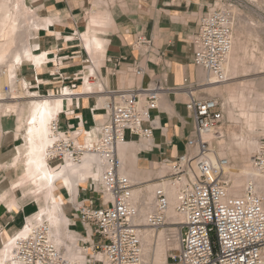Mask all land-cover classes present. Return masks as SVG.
Masks as SVG:
<instances>
[{
	"label": "crops",
	"instance_id": "1",
	"mask_svg": "<svg viewBox=\"0 0 264 264\" xmlns=\"http://www.w3.org/2000/svg\"><path fill=\"white\" fill-rule=\"evenodd\" d=\"M211 3L212 0H28L27 8L35 11L34 20H38L39 26L28 32L27 45H37L39 51L51 54L52 58L45 60L39 70L31 62L23 61L16 70V77L20 75L22 80L19 86L13 80V85L19 91L20 83L26 82L24 92L41 97L58 95L61 89H69L72 101L67 111L57 115V123L59 128L70 134V130L77 133L101 125L102 115L97 116L94 111L102 101L109 100L105 95L108 91L146 88L152 80L163 82L167 89L160 92L157 108L151 112L156 126L150 139L127 134V142L148 143L147 147L134 150V171L139 173L154 170L153 164L159 160H173L185 150L192 125V118L185 107L189 92L200 98L198 87L202 86L221 95L225 93L227 118L231 123L241 120L242 132H232L229 144L221 138L220 127L221 136L215 130L203 135L205 139H211L210 142L216 139L215 147L226 148L229 158L235 160L232 165H239L248 154L236 151L233 138L238 135L254 137L256 127L264 125V114L258 117L259 111L250 104L251 97L258 99L260 104L264 103V95L257 87L249 85V79L238 78L239 73L249 75V66L243 63V59L249 56L247 47L234 32L238 26L232 33L235 69L228 73L225 83L204 86L206 73L193 64L190 37ZM93 14L105 22L98 32L102 47L94 56L86 52L82 38L76 36L81 31H85L87 36L92 35ZM139 36L148 43H138ZM91 67L96 69V74L85 76ZM137 67L142 71L141 76L134 72ZM206 77L208 81V75ZM87 81L95 83L89 93L83 89ZM98 82H103L101 87H98ZM16 126L14 114L0 116V249L1 243L16 234L26 218L37 211V205L32 201L12 211L7 206V191L18 177V171L12 166H3L18 156L17 147L23 144L22 136L16 135ZM48 165L51 168L60 166L55 161ZM155 178L153 175L140 180L139 184ZM13 194L17 199L21 197L18 190ZM88 194L87 190L85 196H90ZM69 208L72 210L71 206ZM69 214L66 215L69 217ZM69 219L71 225L72 219Z\"/></svg>",
	"mask_w": 264,
	"mask_h": 264
},
{
	"label": "built area",
	"instance_id": "2",
	"mask_svg": "<svg viewBox=\"0 0 264 264\" xmlns=\"http://www.w3.org/2000/svg\"><path fill=\"white\" fill-rule=\"evenodd\" d=\"M231 22L228 6L214 8L199 18L191 38L193 64L217 81L225 80L222 66L231 46ZM138 43L148 41L139 36ZM4 89L8 91L7 86ZM162 89L159 82L152 87L108 91V114L94 141H86L83 131V142L78 144L66 131L59 133L57 120L50 126L48 163H79L85 155H95L102 165L103 187L98 196L69 202L72 216L92 230L91 240L84 243L91 251L85 264H143L135 221L138 211L129 201L132 184L120 172L117 146L127 142V134L150 139L156 126L151 112L157 108ZM185 107L192 118L191 136L182 154L164 160L176 187V211L183 218L178 249L166 264H264V197L252 182L246 183L241 194L230 195L226 174L229 161L214 156L211 139L203 138L210 130L220 136V103L213 97L199 98L189 92ZM257 151L251 163L264 173V148ZM153 199L154 210L148 215L147 224L160 227L167 221L168 198L158 188ZM1 248H5L2 264H77L63 257L51 241L45 223L30 227L25 235L14 234L10 242L5 239Z\"/></svg>",
	"mask_w": 264,
	"mask_h": 264
},
{
	"label": "bare ground",
	"instance_id": "3",
	"mask_svg": "<svg viewBox=\"0 0 264 264\" xmlns=\"http://www.w3.org/2000/svg\"><path fill=\"white\" fill-rule=\"evenodd\" d=\"M27 1L0 0V116L14 114L17 121L16 135L20 134L23 138V144L17 147L18 156L3 166L4 168L12 166L18 171V177L11 182L10 188L7 191L9 195H7V206L12 211L21 204L30 201L34 202L37 205V211L26 218L25 226L16 235H25L27 229L30 227L36 226L39 223H45L49 228L51 241L60 249L63 257L70 262L85 264L86 255L90 249L88 247H79L78 240H89L91 238V228L89 226L85 227V234L90 238L87 236L82 237L77 232L71 230L69 227L70 219L63 211L62 205L66 200L74 202L78 199L79 187H83V198L85 199L87 198L85 194H87V190L89 191L90 188H93L97 192L95 187L91 185V181H98L100 186L99 190L102 189V165L95 155H85L79 163H72L69 160H65L57 168H51L48 165L47 148L52 142L50 126L53 121L57 120V115L60 112L67 111V107L72 101L70 98L72 97V93L69 89H61L58 95L53 94L41 97L37 94L25 93L23 89L26 88V82H21L20 88L22 92L19 95L11 90L14 84L13 80L16 76V70L23 61L31 62L39 70L45 60L52 58L51 54L39 51L37 45H27L28 32L39 26L37 23L38 20H34L33 12L27 8ZM97 22L96 19H93L92 27ZM83 47L89 55L92 53L93 47L96 50H100L102 47L100 35L94 32L91 39L84 40ZM257 51L259 49L256 45H253L249 50L251 64H255L249 71L260 68L257 67L258 65L264 67V60L260 61L256 59V53L260 54ZM235 53L231 31V46L222 66L225 80L217 81L213 75L207 73L213 77V80H209L210 77H208L207 81L206 75L204 79L207 82H204V86L223 84L228 81V73L232 69H235ZM135 72L140 76L142 75L141 70H136ZM89 73L95 75L96 69L94 67L89 68L85 76H88ZM102 83L98 82V87H101ZM93 84L95 83L87 81L83 88L85 92L90 91ZM5 86L8 87V91H5ZM100 90L102 91L103 88ZM128 90H131V88ZM22 98L25 102L18 101ZM109 101H102L94 111L97 116L98 114L102 115L101 119L107 117L108 107L110 106ZM99 128L93 127L87 130L86 141L92 140V138V141L96 140L99 136ZM64 132V129L59 128L60 134ZM73 135L76 137L79 135V132ZM80 136L77 139L78 144L83 142V135ZM249 137L248 135H238L233 138L234 141L237 140L233 143L237 152H247L249 155L251 151L254 153L260 148L261 143L258 139ZM203 138H205L204 135ZM147 146L148 143L124 142L117 146V156L121 163L120 172L127 176L132 184L129 201L138 211L135 221L138 224L142 262L143 264H166L165 248L171 244L179 245L178 238L180 231L178 227H172V240L166 241L165 228L159 229L160 227L148 226L147 217L154 210L153 197L156 189L162 188L168 198L165 219L170 224L178 225L183 218L176 211V187L168 179L170 178L169 175L165 176L166 171L170 169L168 165L164 163L157 170H148L143 173L134 171V150ZM212 150L214 156L225 157L229 161L226 174L230 182V195L241 194L246 183L252 182L255 185L257 193L264 197V173L253 166L251 156H249L248 164L246 163L248 166L241 164L245 163L244 160L239 162V166L236 165L234 167L231 165L232 163L225 150L221 151L222 149L218 147ZM153 175L161 176L157 178L159 182H147L145 185L140 186V180L149 179ZM88 179H90V183L86 181ZM14 190L20 191L21 197L19 199L13 194ZM7 240L10 242L11 238ZM4 257L5 248H1L0 264H2Z\"/></svg>",
	"mask_w": 264,
	"mask_h": 264
},
{
	"label": "rangeland",
	"instance_id": "4",
	"mask_svg": "<svg viewBox=\"0 0 264 264\" xmlns=\"http://www.w3.org/2000/svg\"><path fill=\"white\" fill-rule=\"evenodd\" d=\"M222 6H228L229 7L230 12H231V17H232V26H231L232 29H231V31L233 33L234 27L238 26L237 30L234 31V32L238 33L239 37L245 43V45L247 47L246 53L249 54V50L251 49V47L253 45H256V47H258V49H259V51H257V52L260 53V54L256 53L257 54V58L256 59H258L260 61L264 60V0H212V3L210 5V7L207 9L206 13L209 12L210 10L214 9V8H219V7H222ZM32 12H33V14L35 13V11H32ZM93 19H96L98 21L97 24L95 26H93L94 28L92 27V20ZM100 19L101 18H99L98 15H96V14H93L91 16L92 35H93L94 32L98 33L99 29H100L99 27L102 24L105 23V22L101 21ZM241 21H243V22H241ZM193 34L190 37V41H191V38H192ZM92 35L91 36H87L85 34V31H81L79 33V35L76 34L77 37L82 38V46H83L84 40L85 39H89V38L91 39ZM191 46H192V42H191ZM95 53L99 54V52H97V50L93 47L92 53L90 55L94 56ZM192 55H193V49H192ZM93 58L94 57H92V59ZM95 61L96 60L94 59V63H96ZM243 63L246 64L247 66H249V69L253 68V66L255 65V64L254 65L251 64V60L249 59V56L243 59ZM257 67H260V68H256L255 70L254 69L250 70L248 76H242V73H239L238 74V78H240V79H244V78L249 79V85L252 84L253 86L257 87V90L259 91V93L262 92L261 95H264V67H261V65H258ZM136 70H141V69H140V67H137V68H135L134 72ZM201 70H203V69H201ZM203 72L206 73V75H208V77H210L209 80H213V77L211 75L207 74V72L205 70H203ZM51 76L53 77L54 75L51 74ZM17 78H18V80L15 81L16 85H18L19 82L22 80L20 75H17L16 79ZM156 83H159V81L152 80L148 84L147 87H152ZM34 84L38 85L39 83L38 82L37 83L34 82ZM210 85H212V84H210ZM161 86H163L164 90L167 89V88H165L166 86L164 85L163 82L161 83ZM253 86H251V87H253ZM134 89H137V88H134ZM198 89H200V95L199 96H201L202 98H204V97H207V98L208 97H213V98L217 99L218 102L220 103L221 109H222V112H223V121H222V123L219 126L221 128V133H222V136L221 135L220 136L224 140V143L229 144L231 142L230 134L232 132H235V133H238V134L242 132V129H243L242 128V125H243L242 121L240 120L237 123H231L230 120L227 118L226 111H227L228 105L226 103L227 95L225 93H223L221 95L220 93H215L214 91L206 90L202 86H199ZM11 90L14 91V93L17 94V95H19L22 92L21 88L19 89V91H16V88L14 87V85L11 87ZM248 91H249V88H248ZM251 92H252V90H251ZM105 95L109 96L110 94L106 93ZM259 96H260V94H259ZM18 101L19 102H25V100L23 98L18 100ZM250 104H251V106L253 107L254 110L259 111V112H257V116L258 117H260L261 115L264 114V103L260 104L258 99H256L255 97H251L250 98ZM103 120L104 119H101V121H103ZM98 127H100V126H98ZM87 130H89V129H87ZM191 130H192V125H191ZM191 130H190L187 138H189L191 136V133H192ZM218 132H219V130H218ZM69 133L77 140V139H79L81 137L80 135H82L83 131L79 132V135H77L76 137H75V135H73V134H76L75 131L72 132V130H70ZM254 135H255L254 137L256 139H258V141L261 143L260 148H264V125L263 126L258 125L256 127V131H255ZM234 137H236V136H234ZM187 138H186V140H187ZM92 140H93V138H92ZM236 141L237 140H235L234 142H236ZM211 145H212L211 149L215 148L216 139H214L213 142H211ZM224 149L226 150V148H224ZM224 149H222L221 151H223ZM251 152L246 157V159L244 161L245 163H241V164H246V163L248 164L249 156H251V158H252V156L255 155L257 151L254 152V153L253 152L251 153ZM230 162L233 164L235 162V160L233 158H231ZM164 163H165L164 161L159 160L156 164H153L152 168L154 170H157V169L160 168L161 164H164ZM165 165H168V164L165 163ZM237 166H239V165H237ZM234 167H236V165H234ZM54 168H56V167H54ZM249 169H251V168L249 167ZM169 171H170V169L166 171L165 176L169 175ZM156 177L160 178L161 176H156ZM157 178H155L153 180H150V182H159L157 180ZM163 179H166V178H163ZM168 179H170V178H168ZM86 181L88 183H90V179H88ZM145 184L146 183H142V184H140V186H143ZM91 185H93L95 187V190L97 192H95L93 190V188H92V189H90L88 191V193L91 196L92 195L93 196H98V190H99V187H100L99 186V182L98 181H91ZM83 196H84V189H83V187H79V197H78V199L83 198ZM66 201H67V203H66V206L64 207V212L66 214L70 213L69 217L72 219V222H71V225H70V229L75 231V232H77L78 235H80L82 237H86L87 236V234H85L86 233V231H85V227L86 226L82 225L78 220L75 219V217L72 216V210H70V208H69L70 206L68 207V204L71 201L70 200H66ZM63 205H62V207H63ZM179 224L178 225H173V224H170V222L166 221V223L164 225L160 226L159 229H164L165 228V236H166L165 240L166 241H171L172 240V227L173 228H177L178 227V229H179ZM167 237H169V238L167 239ZM88 238H90V237H88ZM90 240H91V238L88 241H90ZM84 243H85L84 239L83 240L82 239L78 240L79 247L85 248L86 246H85ZM177 249H178V246H176L174 244H171V245H169L168 247L165 248V251H166V253H165L166 263H167V260H168L169 256L174 254V253H176ZM88 252L90 253L91 251L88 250Z\"/></svg>",
	"mask_w": 264,
	"mask_h": 264
}]
</instances>
